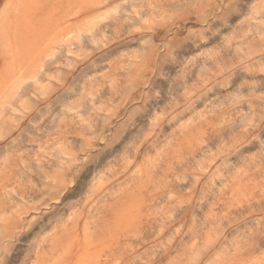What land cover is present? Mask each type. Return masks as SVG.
<instances>
[{
	"label": "rangeland",
	"instance_id": "rangeland-1",
	"mask_svg": "<svg viewBox=\"0 0 264 264\" xmlns=\"http://www.w3.org/2000/svg\"><path fill=\"white\" fill-rule=\"evenodd\" d=\"M133 261L264 264V0H0V264Z\"/></svg>",
	"mask_w": 264,
	"mask_h": 264
},
{
	"label": "bare ground",
	"instance_id": "bare-ground-1",
	"mask_svg": "<svg viewBox=\"0 0 264 264\" xmlns=\"http://www.w3.org/2000/svg\"><path fill=\"white\" fill-rule=\"evenodd\" d=\"M123 249V247L121 246L120 248H119V252H117V253H119V254H121V255H124V250H122ZM116 253V252H115ZM114 253V254H115ZM110 254H113V253H110ZM113 254V255H114ZM110 256H112V255H110ZM110 256H108V257H110ZM133 257V256H132ZM107 260H111V259H107ZM131 264H138L137 262H135V261H133V263H131ZM220 264V263H219Z\"/></svg>",
	"mask_w": 264,
	"mask_h": 264
}]
</instances>
